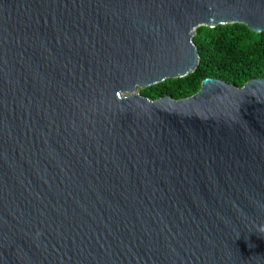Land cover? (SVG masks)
<instances>
[{
	"label": "water",
	"instance_id": "obj_1",
	"mask_svg": "<svg viewBox=\"0 0 264 264\" xmlns=\"http://www.w3.org/2000/svg\"><path fill=\"white\" fill-rule=\"evenodd\" d=\"M232 23L264 0H0V264H264V77L139 92Z\"/></svg>",
	"mask_w": 264,
	"mask_h": 264
},
{
	"label": "trees",
	"instance_id": "obj_2",
	"mask_svg": "<svg viewBox=\"0 0 264 264\" xmlns=\"http://www.w3.org/2000/svg\"><path fill=\"white\" fill-rule=\"evenodd\" d=\"M193 42L199 53V64L193 72L139 92L151 99H180L198 91L205 77L220 78L238 87L249 79L264 77V31L254 32L242 23L198 26Z\"/></svg>",
	"mask_w": 264,
	"mask_h": 264
}]
</instances>
